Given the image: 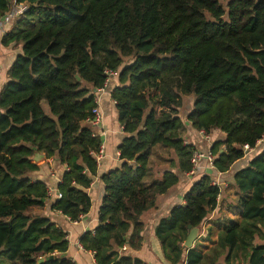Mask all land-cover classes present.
Instances as JSON below:
<instances>
[{
	"label": "trees",
	"instance_id": "16d2710c",
	"mask_svg": "<svg viewBox=\"0 0 264 264\" xmlns=\"http://www.w3.org/2000/svg\"><path fill=\"white\" fill-rule=\"evenodd\" d=\"M11 1L0 0V17ZM16 2L27 9L2 37L3 44L20 43L22 53L0 91V264H74L63 257L66 232L30 212L48 199L46 183L32 177L40 165L34 155L69 168L51 209L78 221L91 207L86 189L97 166L90 151L101 143L84 120L106 69L118 72L110 98L125 134L122 163L101 175L98 225L81 235L82 248L97 264H145L120 248L141 246L143 215L178 181L166 170L142 183L152 148L168 146L178 174L192 167L196 147L185 143L180 116L183 97L191 96L186 121L224 137L211 145L213 168L159 222L156 235L174 263L264 264V148L233 172L240 220L203 254L179 248L188 225L200 227L217 205L213 179L244 159V144L256 149L264 136V0Z\"/></svg>",
	"mask_w": 264,
	"mask_h": 264
},
{
	"label": "crops",
	"instance_id": "0c3cea01",
	"mask_svg": "<svg viewBox=\"0 0 264 264\" xmlns=\"http://www.w3.org/2000/svg\"><path fill=\"white\" fill-rule=\"evenodd\" d=\"M5 26L2 33H0V91L2 87L9 81L7 72L14 62L16 56L22 53V45L20 43L11 42L9 44L2 43V37L8 32L14 22ZM110 84L114 86L118 85L117 79H111ZM109 87L106 92L99 95V106L104 113L103 120V134H100V130L92 129L103 142L105 146L104 157L97 166V174L93 177V181L86 189L91 200V207L88 213L82 215L78 221H71L68 217L62 215L58 211L51 209L52 203L55 201L57 193V185L61 182L63 173L65 172V166L55 162L54 159H47L42 163H38L39 169L32 173L34 180H41L46 183L47 186V198L44 201L43 206H33L30 208L31 213L47 216L52 222L61 228L67 234L68 247L64 253L66 259L72 261L74 264H97L95 262L94 254L91 251H87L80 245L79 239L81 235L86 231H93L98 225V209L101 204V199L104 193V185L101 181V175L105 172L119 167L122 160L119 158L118 146L121 144L125 134L121 128L117 119V111L114 107V101L110 98V92L112 88ZM186 97V96H185ZM192 100L189 102L188 100ZM193 104V99L188 96L184 99V106L181 110L185 114L184 119H187V114L190 112ZM45 106V105H44ZM45 109L47 110L46 106ZM186 125H190L185 120ZM89 126V125H87ZM187 135L194 144L200 145L196 147V150H206L211 147L212 143L216 140H220L224 137V134L215 130L211 133H207L208 139L203 138L199 134V130L194 128L187 129ZM185 143H189L185 140ZM264 145V140L257 146ZM257 147V148H258ZM257 148H253L250 152L254 154H248L244 159L237 161L233 164L228 173L217 174L213 179H217V183L220 186V196L217 199V205L212 213L205 219L202 225L199 227L198 237L192 243V249L199 252H207L218 241V235L226 226H229L241 218V207L239 205V195L233 186V172L244 167L248 160L256 155ZM249 152V153H250ZM169 159L161 164L160 173L157 179L162 178L164 171L174 172L178 177V181L174 186L163 195H160L153 208L147 211L143 215V227L141 230L142 244L137 250H132L128 245H124V249L120 248V251L126 254H131L139 257L145 264H184V261L178 263L172 262L166 253H169V249H163L160 239L156 235V228L159 222L168 216L173 207H179L184 204V195L190 189V187L197 181L200 176L206 174L210 169L206 165L205 161H201L195 172L190 174L185 172L178 174L176 167H174V156L169 155ZM189 233L187 230L186 237ZM185 237V239H186ZM185 241V240H184ZM184 242L179 244V248L185 247ZM186 248V247H185ZM190 249V248H187ZM186 250H183V259L186 257ZM235 264H246L245 260L240 258Z\"/></svg>",
	"mask_w": 264,
	"mask_h": 264
},
{
	"label": "built area",
	"instance_id": "2783aa9c",
	"mask_svg": "<svg viewBox=\"0 0 264 264\" xmlns=\"http://www.w3.org/2000/svg\"><path fill=\"white\" fill-rule=\"evenodd\" d=\"M26 9H27V6L25 4L17 3L16 0H12L10 3L9 10L3 16L0 17V33L3 32L5 26H8L14 20L21 17L23 15V13L26 11ZM104 74L106 75V79H105L103 86H101L95 90V97H94L95 106L91 109L89 116H87L86 119L84 120V123L89 125L92 129L98 128V130H100V132H101L100 134L104 133L103 132L104 113L99 106V95L103 94L104 92L107 91L109 84H110V80L113 77L117 76L118 72L111 70V69H106V70H104ZM199 134L203 138L208 139V135L206 134L204 129L199 130ZM92 137L99 138V135H97V133L92 131ZM263 140H264V136H263L262 140L257 141V144H259ZM210 148L211 147H209L206 150H196L195 149L193 151L191 158H190V162L192 164V167H191L190 171H188V173L193 174L195 172L198 164L201 161H205L206 165L209 167V169L213 168L215 156L211 152ZM252 150H253V147H250L248 144L243 145L244 156L248 155L249 152ZM104 152H105V146H104L103 142H101L99 144L97 149L90 151V155L94 158L96 166H98L100 164V161L104 157ZM68 170H69V168L65 166V171H68ZM216 180L217 179L213 180L212 183L219 186ZM61 196H62L61 193H59V192L56 193L57 199L61 198ZM219 196H220V194L218 195V197ZM80 218H82V214L79 215L78 220ZM124 247L125 246H122L121 249L123 250Z\"/></svg>",
	"mask_w": 264,
	"mask_h": 264
},
{
	"label": "rangeland",
	"instance_id": "374dc122",
	"mask_svg": "<svg viewBox=\"0 0 264 264\" xmlns=\"http://www.w3.org/2000/svg\"><path fill=\"white\" fill-rule=\"evenodd\" d=\"M223 1V0H222ZM226 1V0H224ZM124 64L126 63H130L131 62V58L130 57H127V58H124ZM117 76L113 77V79H117L116 78ZM110 88H113V85L110 84ZM184 99L186 97H183ZM189 102H192V100H188ZM180 116L182 118V120L185 122L186 119H184V116L185 114L183 112L180 113ZM192 128L191 125H186V130L188 128ZM196 130V129H194ZM197 131V130H196ZM187 132V131H186ZM186 141H188L190 144H193L195 145L196 147H199L200 145H197V144H194V142H192L190 139H189V136L187 135L186 133ZM262 148H264V145H261L259 146L256 150V151H259L261 150ZM255 153V152H254ZM253 152H250L249 154H254ZM172 154V150L168 147V146H165L163 144H157L155 145L153 148H152V153L150 155V158L147 162V165H146V175L145 177L143 178L142 180V183L144 185H148L152 180H156L158 177V174L160 173V168H161V164L168 160L169 158V155Z\"/></svg>",
	"mask_w": 264,
	"mask_h": 264
},
{
	"label": "water",
	"instance_id": "95a60500",
	"mask_svg": "<svg viewBox=\"0 0 264 264\" xmlns=\"http://www.w3.org/2000/svg\"><path fill=\"white\" fill-rule=\"evenodd\" d=\"M34 160L36 163H41L42 161H44V157L38 153H36L34 155ZM188 229H189V233L183 243V245L186 248H191L192 247V243L193 241L198 237V233H199V227H191L190 225H188ZM49 258H52V256H50ZM43 259H39V262H42Z\"/></svg>",
	"mask_w": 264,
	"mask_h": 264
}]
</instances>
